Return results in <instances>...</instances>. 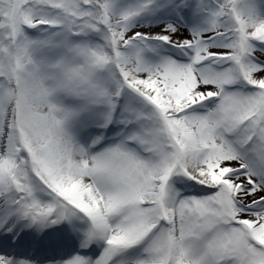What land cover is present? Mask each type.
Masks as SVG:
<instances>
[{
  "label": "snow or ice",
  "instance_id": "6c2138e0",
  "mask_svg": "<svg viewBox=\"0 0 264 264\" xmlns=\"http://www.w3.org/2000/svg\"><path fill=\"white\" fill-rule=\"evenodd\" d=\"M0 264H264V0H0Z\"/></svg>",
  "mask_w": 264,
  "mask_h": 264
}]
</instances>
